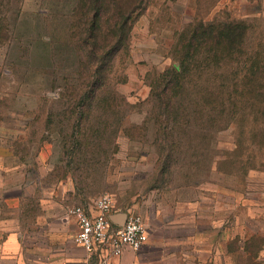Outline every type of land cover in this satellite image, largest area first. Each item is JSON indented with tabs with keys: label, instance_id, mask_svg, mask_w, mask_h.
<instances>
[{
	"label": "rangeland",
	"instance_id": "rangeland-1",
	"mask_svg": "<svg viewBox=\"0 0 264 264\" xmlns=\"http://www.w3.org/2000/svg\"><path fill=\"white\" fill-rule=\"evenodd\" d=\"M75 4L0 0V264L80 254L66 211L105 194L147 225L134 264H264V0H145L84 102ZM201 21L246 44L195 49Z\"/></svg>",
	"mask_w": 264,
	"mask_h": 264
},
{
	"label": "trees",
	"instance_id": "trees-1",
	"mask_svg": "<svg viewBox=\"0 0 264 264\" xmlns=\"http://www.w3.org/2000/svg\"><path fill=\"white\" fill-rule=\"evenodd\" d=\"M143 6L145 0H76L71 15L72 36L79 60L86 62L91 72L81 85L83 102L85 97H94L104 84L115 56L128 45L135 14ZM191 30L188 36L195 49L212 46L221 53L245 45L248 37V26L241 21H201ZM188 36H184L185 41Z\"/></svg>",
	"mask_w": 264,
	"mask_h": 264
},
{
	"label": "built area",
	"instance_id": "built-area-1",
	"mask_svg": "<svg viewBox=\"0 0 264 264\" xmlns=\"http://www.w3.org/2000/svg\"><path fill=\"white\" fill-rule=\"evenodd\" d=\"M67 212L77 217L76 239L90 257L97 258V264H111V260L121 256L127 247L139 250L148 241V228L143 217L131 211L118 216L114 199L109 194L96 201L95 210L78 206ZM121 216L123 218L118 220Z\"/></svg>",
	"mask_w": 264,
	"mask_h": 264
},
{
	"label": "crops",
	"instance_id": "crops-1",
	"mask_svg": "<svg viewBox=\"0 0 264 264\" xmlns=\"http://www.w3.org/2000/svg\"><path fill=\"white\" fill-rule=\"evenodd\" d=\"M120 216L123 214V210L118 209ZM67 212V211H66ZM121 216L118 218V220L122 219ZM49 231L50 234L54 236V245L57 246V240H60V246L67 247L69 246L70 235H68L64 225H57L50 223L49 224ZM74 246L78 247V249L81 251L80 254L70 253V251L67 249L66 251V257L60 258L59 261H51L52 264H97V258L96 257H90L86 249L81 244H74ZM128 252H131L132 254L128 255ZM136 250L132 249L131 247H127L123 254L119 257H114L111 260V264H134L137 259L135 256Z\"/></svg>",
	"mask_w": 264,
	"mask_h": 264
}]
</instances>
